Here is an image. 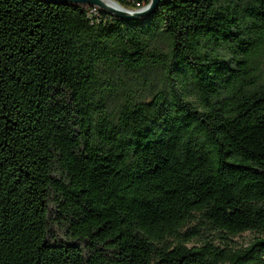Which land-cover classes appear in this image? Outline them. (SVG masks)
<instances>
[{
  "label": "trees",
  "instance_id": "16d2710c",
  "mask_svg": "<svg viewBox=\"0 0 264 264\" xmlns=\"http://www.w3.org/2000/svg\"><path fill=\"white\" fill-rule=\"evenodd\" d=\"M89 9L0 0V264H264V0Z\"/></svg>",
  "mask_w": 264,
  "mask_h": 264
},
{
  "label": "water",
  "instance_id": "95a60500",
  "mask_svg": "<svg viewBox=\"0 0 264 264\" xmlns=\"http://www.w3.org/2000/svg\"><path fill=\"white\" fill-rule=\"evenodd\" d=\"M52 2H70L76 4H83L87 6H98L101 10L120 19L138 20L151 15L160 3V0H150V2L139 9H128L115 0H108L113 2L116 6H111L104 0H50Z\"/></svg>",
  "mask_w": 264,
  "mask_h": 264
},
{
  "label": "rangeland",
  "instance_id": "374dc122",
  "mask_svg": "<svg viewBox=\"0 0 264 264\" xmlns=\"http://www.w3.org/2000/svg\"><path fill=\"white\" fill-rule=\"evenodd\" d=\"M253 234L251 232H245L237 237H234L233 239L238 243V244H246L251 238ZM193 244L190 243V245Z\"/></svg>",
  "mask_w": 264,
  "mask_h": 264
},
{
  "label": "built area",
  "instance_id": "2783aa9c",
  "mask_svg": "<svg viewBox=\"0 0 264 264\" xmlns=\"http://www.w3.org/2000/svg\"><path fill=\"white\" fill-rule=\"evenodd\" d=\"M89 8L90 14H98V12L101 10L98 6H89Z\"/></svg>",
  "mask_w": 264,
  "mask_h": 264
},
{
  "label": "bare ground",
  "instance_id": "6f19581e",
  "mask_svg": "<svg viewBox=\"0 0 264 264\" xmlns=\"http://www.w3.org/2000/svg\"><path fill=\"white\" fill-rule=\"evenodd\" d=\"M104 1L108 2V4L111 5V6H114V7L116 6V5H115L113 2H111V1H108V0H104Z\"/></svg>",
  "mask_w": 264,
  "mask_h": 264
}]
</instances>
